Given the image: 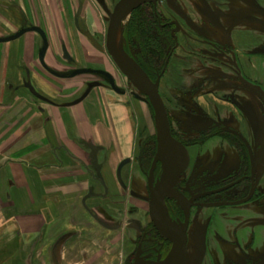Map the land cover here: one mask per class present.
I'll return each mask as SVG.
<instances>
[{"label": "flooded vegetation", "instance_id": "obj_1", "mask_svg": "<svg viewBox=\"0 0 264 264\" xmlns=\"http://www.w3.org/2000/svg\"><path fill=\"white\" fill-rule=\"evenodd\" d=\"M96 1L98 25L83 32L101 62L81 72L66 45L62 62L91 77L89 92L106 88L124 98L131 115L135 102L146 104L154 133L149 118L147 126L138 122L137 132L147 128L136 133L133 155L116 168L124 202L112 219L101 203L91 220L118 234L125 246L122 264H169L174 243L150 213V177L155 186L164 173L162 161L154 166L155 113L147 97L138 99L118 80L114 71L120 70L106 48L110 17L121 0ZM122 28L124 51L159 84L171 135L189 155L163 205L164 218L175 231L184 230L188 264H264V0H157L135 9ZM90 149L92 165L99 150Z\"/></svg>", "mask_w": 264, "mask_h": 264}, {"label": "crops", "instance_id": "obj_2", "mask_svg": "<svg viewBox=\"0 0 264 264\" xmlns=\"http://www.w3.org/2000/svg\"><path fill=\"white\" fill-rule=\"evenodd\" d=\"M96 2L0 0V264H122L118 234L91 216L103 203L112 219L123 204L116 168L133 155L138 122L124 98L89 92L91 77L79 76L86 62H101L81 51L85 26L99 22ZM62 45L79 61L77 77H67Z\"/></svg>", "mask_w": 264, "mask_h": 264}, {"label": "water", "instance_id": "obj_3", "mask_svg": "<svg viewBox=\"0 0 264 264\" xmlns=\"http://www.w3.org/2000/svg\"><path fill=\"white\" fill-rule=\"evenodd\" d=\"M157 0H121L115 8L114 13L110 17L108 33H107V51L112 60L128 78L131 84L138 90L141 96L149 99L154 110L155 122L157 128L158 150L155 164L162 161L164 164V173L160 181L154 186L153 179L150 177V213L151 218L158 230L174 243V251L172 261L169 264H188V252L186 248V240L184 230L180 232L174 229L173 225L168 222L163 215L164 199L170 196V192L181 173L185 170L189 162V155L184 146L177 142L171 135L169 120L164 103L159 94V84L153 83L144 71L135 61H133L124 51L123 48V21L131 13L147 2L156 3ZM43 38L44 33L36 29ZM140 99V96L137 95ZM71 235L63 236L58 240L55 246V258L60 254V250L64 243ZM135 264H143L136 262Z\"/></svg>", "mask_w": 264, "mask_h": 264}, {"label": "rangeland", "instance_id": "obj_4", "mask_svg": "<svg viewBox=\"0 0 264 264\" xmlns=\"http://www.w3.org/2000/svg\"><path fill=\"white\" fill-rule=\"evenodd\" d=\"M124 43V41H122V44ZM81 51H84V53H85V55L87 56V58L88 59H91V60H93L94 58H93V54L95 55L96 53L94 52V50H92L89 46H87V49H83L82 50V47H81ZM77 59V58H76ZM105 61H106V63L109 65V67H111L110 66V64H109V61H108V59H104ZM133 60V59H132ZM89 61V60H88ZM88 63H90V61L88 62ZM87 62L85 63V64H87V65H89ZM112 68V67H111ZM113 70H114V67L112 68ZM119 70V69H118ZM114 73L117 75V77H118V80H120V82L122 83V82H124L126 85H127V83H128V86H129V89L131 90V91H133L135 94H139L140 95V93L138 92V90L133 86V85H131L129 82H128V80H125V79H123L122 77H121V73H120V71H117V70H115L114 71ZM134 114H135V122H143V125H145V126H147L146 125V122H147V120H145V119H147V118H149L150 119V126L148 127V130H150V132L151 133H154V126H153V124H152V114L150 113V109L148 108V106L146 105V104H142V103H137V102H135L134 103ZM139 114V116H140V118L138 119L137 117V114ZM138 120V121H137ZM143 125H142V128H143V130H139L138 132H139V135H140V133L142 132H144V130H146V128L147 127H143ZM138 126V123L136 124V133H138L137 132V130L138 129H140V127H137ZM136 143H137V139H136Z\"/></svg>", "mask_w": 264, "mask_h": 264}]
</instances>
